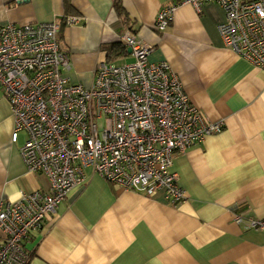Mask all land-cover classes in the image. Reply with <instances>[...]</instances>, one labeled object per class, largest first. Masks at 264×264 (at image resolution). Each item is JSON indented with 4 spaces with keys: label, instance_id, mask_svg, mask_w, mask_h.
<instances>
[{
    "label": "crops",
    "instance_id": "1",
    "mask_svg": "<svg viewBox=\"0 0 264 264\" xmlns=\"http://www.w3.org/2000/svg\"><path fill=\"white\" fill-rule=\"evenodd\" d=\"M18 1L0 0V27L58 24L71 83L89 88L99 63H133L119 41L130 33L150 47L149 63H168L193 106L223 123L221 133L174 157L182 204L171 205L163 190L123 192L86 170V182L24 241L28 264H264V230L244 224L264 222V70L224 46L217 32L223 11L184 5L157 33V14L179 0ZM13 125L0 93V202L10 204L48 189L43 175L27 172L26 136L12 143Z\"/></svg>",
    "mask_w": 264,
    "mask_h": 264
},
{
    "label": "built area",
    "instance_id": "2",
    "mask_svg": "<svg viewBox=\"0 0 264 264\" xmlns=\"http://www.w3.org/2000/svg\"><path fill=\"white\" fill-rule=\"evenodd\" d=\"M205 4L224 13L217 27L224 46L264 70V0L170 2L157 14L155 31L165 32L181 6L200 13ZM59 33L56 23L0 27V93L13 117L11 141L25 134L20 155L26 170L48 183L45 192L0 202V264H28L24 241L71 189L86 182V170L123 192L151 196L163 190L171 205L184 203L185 191L171 171L174 157L223 130L222 122H211L191 104L167 62H148L150 47L130 33L119 41L133 63H99L89 88L71 83L65 76L70 57ZM244 224L264 230L261 221Z\"/></svg>",
    "mask_w": 264,
    "mask_h": 264
},
{
    "label": "water",
    "instance_id": "3",
    "mask_svg": "<svg viewBox=\"0 0 264 264\" xmlns=\"http://www.w3.org/2000/svg\"><path fill=\"white\" fill-rule=\"evenodd\" d=\"M30 0H21V1H18V3H28ZM128 52L130 53V49H128Z\"/></svg>",
    "mask_w": 264,
    "mask_h": 264
},
{
    "label": "trees",
    "instance_id": "4",
    "mask_svg": "<svg viewBox=\"0 0 264 264\" xmlns=\"http://www.w3.org/2000/svg\"><path fill=\"white\" fill-rule=\"evenodd\" d=\"M118 6V5H117ZM120 7H118V9H119ZM120 10V9H119Z\"/></svg>",
    "mask_w": 264,
    "mask_h": 264
}]
</instances>
